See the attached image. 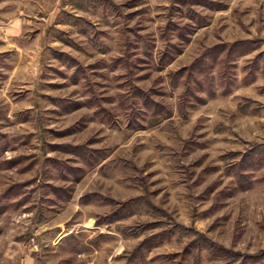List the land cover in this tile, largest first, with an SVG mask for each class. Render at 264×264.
I'll list each match as a JSON object with an SVG mask.
<instances>
[{
    "label": "rangeland",
    "instance_id": "374dc122",
    "mask_svg": "<svg viewBox=\"0 0 264 264\" xmlns=\"http://www.w3.org/2000/svg\"><path fill=\"white\" fill-rule=\"evenodd\" d=\"M0 264H264V0H0Z\"/></svg>",
    "mask_w": 264,
    "mask_h": 264
}]
</instances>
